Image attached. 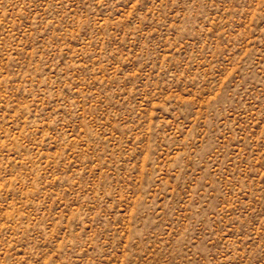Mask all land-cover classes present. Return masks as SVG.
<instances>
[{
	"label": "rangeland",
	"instance_id": "374dc122",
	"mask_svg": "<svg viewBox=\"0 0 264 264\" xmlns=\"http://www.w3.org/2000/svg\"><path fill=\"white\" fill-rule=\"evenodd\" d=\"M0 264H264V0H0Z\"/></svg>",
	"mask_w": 264,
	"mask_h": 264
}]
</instances>
